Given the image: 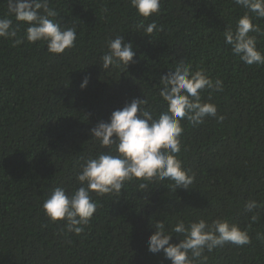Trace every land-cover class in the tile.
<instances>
[{"label": "trees", "instance_id": "obj_1", "mask_svg": "<svg viewBox=\"0 0 264 264\" xmlns=\"http://www.w3.org/2000/svg\"><path fill=\"white\" fill-rule=\"evenodd\" d=\"M49 4L62 27L76 28L74 48L56 55L42 42L16 46L0 39V264H171L163 252L148 251L154 224L217 217L246 229L252 243L225 245L208 264H264V241L256 239L264 233V66L244 64L224 42L225 29L235 30L245 10L234 0H162L159 15L144 20L130 0ZM6 11L0 0V15ZM153 20L159 30L150 36L136 27ZM253 22L264 32V19ZM117 35L136 55L127 68L105 70L100 57ZM254 35L264 52V34ZM181 60L224 82L210 101L209 92L202 94L225 115L223 122L182 121L178 158L195 174L193 184L174 190L165 180L141 190L133 180L119 195L92 193L98 206L79 236L66 233L63 221L51 223L42 205L52 189L71 193L80 186L83 160L107 151L90 130L135 98L163 111L160 77ZM248 200L260 205L255 221L243 210ZM180 239L173 234L171 242Z\"/></svg>", "mask_w": 264, "mask_h": 264}, {"label": "clouds", "instance_id": "obj_2", "mask_svg": "<svg viewBox=\"0 0 264 264\" xmlns=\"http://www.w3.org/2000/svg\"><path fill=\"white\" fill-rule=\"evenodd\" d=\"M7 11L0 15V39L10 40L18 46L25 42L46 44L50 54H63L75 47L76 28L62 27L56 21L57 11L50 7L49 0H6ZM137 14L148 20L159 15L162 0H130ZM244 9L236 22L235 30L227 27L224 42L231 46V52L248 66H264V52L257 47V36L264 34L253 18L264 19V0H234ZM14 18V19H13ZM15 21V23H14ZM21 25L26 26L23 36L18 38ZM147 36L159 28L153 20L136 26ZM107 52L100 57L101 66L125 67L136 55L131 43L124 36L106 40ZM85 78L80 87L87 86ZM162 87L159 96L166 108L154 113L146 105L147 99L135 98L122 109L112 112L110 122L101 121L90 130L92 140L107 151L88 156L76 173L79 187L71 193L63 186H56L43 202V210L51 223L64 222L66 233L77 236L90 224L97 209L92 193L98 196L119 195L127 182L136 180L144 190L152 182L171 181L175 189H189L195 174L186 170L178 154L182 149L181 137L185 119L198 127L208 119L221 123L225 115L218 112L213 102L202 100V94L224 90L223 80H213L203 69L193 71L191 64L181 60L174 70L160 77ZM147 182V183H145ZM260 205L248 200L243 206L247 213H253L255 221ZM155 232L148 238V251L163 252L171 264H208L209 255L225 245L243 247L252 243L246 229L232 223L227 217L209 221L200 218L185 222L176 219L174 224L165 221L154 224ZM173 234L182 237L172 243ZM256 239L264 241V233H257ZM71 243V241H67Z\"/></svg>", "mask_w": 264, "mask_h": 264}]
</instances>
